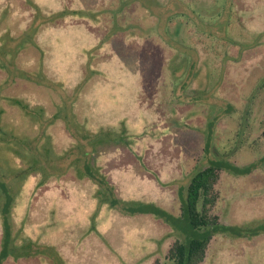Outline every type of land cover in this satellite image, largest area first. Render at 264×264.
Returning a JSON list of instances; mask_svg holds the SVG:
<instances>
[{"label":"rangeland","instance_id":"obj_1","mask_svg":"<svg viewBox=\"0 0 264 264\" xmlns=\"http://www.w3.org/2000/svg\"><path fill=\"white\" fill-rule=\"evenodd\" d=\"M34 2L43 15H33L23 0H0V13L9 15L5 28L20 35L40 27L45 84H61L66 103L84 93L79 122L87 119L93 128L124 123L130 148L108 149L94 167L121 203L153 204L179 217L178 192L197 166L224 160L244 167L264 158V0ZM145 9L150 15L143 23ZM57 12L65 16L46 25ZM117 25L122 29L112 35ZM142 28L147 35H139ZM87 50L95 57L90 63ZM88 63L96 70L91 76ZM49 88L39 87L35 96L48 109ZM62 125L58 152L74 144ZM77 137L79 147L70 146L55 166L63 172L59 178L36 190L39 176L14 183L19 212L11 217L12 231H21L39 253L3 264H169L165 257L180 234L152 215L99 204L96 184L67 168L79 156L77 147L91 151ZM216 191L221 225L261 233L215 235L201 264H264V163L246 176L220 172Z\"/></svg>","mask_w":264,"mask_h":264},{"label":"trees","instance_id":"obj_2","mask_svg":"<svg viewBox=\"0 0 264 264\" xmlns=\"http://www.w3.org/2000/svg\"><path fill=\"white\" fill-rule=\"evenodd\" d=\"M23 2L25 7L34 11L33 15H43V10L34 0H23ZM219 2L214 4H221ZM2 8L4 7L1 4L0 12L3 10ZM198 9L203 12L205 7L203 5ZM144 11L147 13L142 18L143 23L149 19L150 15L147 9ZM62 13H54L45 24L48 25L53 20L63 18L65 15ZM8 17L6 11L0 13V79L3 81L0 84V199L2 201V205H0L2 227L0 264L11 258L18 260L39 253H33L32 246L34 245L30 240H27L28 237L22 238L21 231L15 234L12 231L11 217L19 208L16 202L18 193L14 183L28 184L35 176H39V180L34 186L36 190L46 185L51 178H59L60 173L63 172H61V168H55V166L57 167L58 162L67 158L70 146L77 142L75 132L79 133L78 140L85 139L87 141L91 151L87 153L83 145H80L78 149L79 144L76 143L75 145H78L76 152H79V156L67 168L78 179L86 178L96 184L98 192L95 198L99 204H106L109 209H120L127 215H152L178 232L181 239H177L172 244L165 257L169 264L203 263L209 243L217 234L238 239H251L260 235V231L248 234L249 226L242 228L221 225L214 211L219 200L216 185L220 172L225 171L233 176H246L257 169L262 162L264 163V158L244 167H237L224 160H208L207 166H197L192 172L187 186L180 188L183 190L178 192L181 203L179 217H175L153 204L133 203L126 206L115 198L113 188L100 171L95 170L94 167H96L95 163L100 159V155L103 156L108 149L130 148L131 142L126 140L127 131L124 123L120 122L111 127L108 125L93 128L89 126L87 119L79 122L77 110L81 109L84 93H76L73 95L74 97L72 96L73 99L66 103L61 97L64 90L61 84L53 80L49 84L50 88L45 84L44 53L36 40L40 27L29 28L20 35L16 33L10 35L11 31L5 28L8 25L6 23ZM121 27L114 26L115 30L112 35H116L122 29ZM135 27L137 28V26ZM139 28L141 27L138 26ZM4 29L5 31H3ZM142 30L139 35L148 34V29L142 28ZM92 50L94 51L96 48ZM92 50L85 51V56L90 58L89 63L95 58ZM89 63L88 69L91 73L89 76H91L96 70L93 64L89 65ZM41 86L49 88V95L53 98L49 109L45 104L36 101L35 96L39 94L37 89ZM25 89H33L36 94L22 95L21 91ZM17 91L20 92L17 93ZM68 106L71 107L70 110L67 109ZM214 123V118L207 123L205 152H209L210 149ZM62 124L66 125L68 130L66 137L72 138L74 144L69 142L66 150L62 149L58 152L55 145L60 141L56 139V135L60 134L59 130L63 132ZM60 147L61 145L59 149ZM261 231L264 233V228ZM16 240L19 242L22 240V243L16 244ZM154 264H158V262Z\"/></svg>","mask_w":264,"mask_h":264}]
</instances>
